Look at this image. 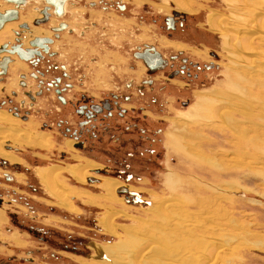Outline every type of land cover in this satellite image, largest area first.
I'll use <instances>...</instances> for the list:
<instances>
[{
    "label": "rangeland",
    "instance_id": "rangeland-1",
    "mask_svg": "<svg viewBox=\"0 0 264 264\" xmlns=\"http://www.w3.org/2000/svg\"><path fill=\"white\" fill-rule=\"evenodd\" d=\"M171 1L141 0L130 4L126 15L178 11L185 16L184 30L166 38L163 29L159 36L153 24L155 45L164 52L181 49L189 58L211 62L214 67L187 86L179 79L170 80L164 89L156 83L152 93L156 100L149 107L139 108L145 101L135 95L122 104L132 115H146L142 122L156 129L154 141L147 145L151 152L136 144L141 138L129 131L122 137L124 146L117 144L105 152L100 143H94L91 152L71 149V160L57 158L54 162L47 158L50 143L46 135L33 140L17 128L1 133L0 140H14L19 135L26 144L46 142L40 146L45 147V154H38V159L46 165L56 164L60 190L53 188L57 195L60 191L67 194L71 205V209L61 205L48 187L41 189L38 184L40 222L52 234L45 242L38 241L43 257L38 256L37 264H264V0H173L187 12ZM81 5L82 1L76 7L68 3L63 18H73L76 13L93 18L99 13L83 10ZM22 16L24 20L26 13ZM134 19L128 26L122 19L123 33L132 30ZM144 19L150 24V18ZM29 27L32 31V25ZM137 32L141 40H147L143 27ZM245 33L238 41L234 39L235 34ZM92 36L93 51L80 47L71 54L79 71L85 72L93 69L91 63L84 68L87 58L95 57L100 70H92L89 76L95 79L93 75L99 73L97 82L103 81V86L112 81L108 76L113 73L111 66H121L123 71L131 61L128 54L105 43L106 39L98 55L94 48L101 44H97V35ZM122 75L114 74V80L135 76L132 71ZM87 88L95 96L102 91L93 81ZM168 135L181 143L187 161L167 148ZM73 162L93 169L86 177L106 164L112 165L111 173L122 168L129 174L123 180L96 175L97 183L88 186L86 178L78 181L68 178L69 174L62 176L61 166ZM105 180L116 185L114 197L100 188ZM119 187L126 189L119 193ZM11 234V239H19L15 232ZM24 241L25 247L35 244L33 238ZM102 249L104 256L99 261L97 251Z\"/></svg>",
    "mask_w": 264,
    "mask_h": 264
},
{
    "label": "flooded vegetation",
    "instance_id": "flooded-vegetation-1",
    "mask_svg": "<svg viewBox=\"0 0 264 264\" xmlns=\"http://www.w3.org/2000/svg\"><path fill=\"white\" fill-rule=\"evenodd\" d=\"M38 1L39 4L28 3L20 13L25 15L29 11L34 14V7L42 9L43 2ZM80 1L83 10L99 13L92 16L93 18H85L84 15L77 13L73 18H63L67 4L76 7ZM139 1L66 0L63 14L59 17L52 14L51 8L46 10L48 14L46 18L35 12L38 27L32 28L30 36H35V31H39L36 36L46 39L42 43L46 46L45 51L42 50L44 49L42 45H38L27 59H19L15 54L0 53V57H8L4 68H0V129L9 131L10 128H17L29 134V139L33 140L46 135L50 143L49 148H46L49 151L47 158L54 162L57 158L63 161L71 160V149L91 152L95 149L94 143H100L105 152L108 151L106 148H115L117 144L124 146L125 140L122 137L129 131L141 138L142 142L137 141L136 144H143L144 148L151 152V147L147 145L154 141L156 129H150L142 122L147 120L146 115H132L122 104L132 101V98L137 96L145 101L144 105L138 106L139 108L149 107L150 103H155L156 100L153 96L156 83L160 82L158 87L164 89L170 80L179 79L186 81L183 85L187 86L196 81L204 71L211 70L214 65L211 62L205 64L191 59L181 49L164 52L157 47L152 39L153 24L159 29V36L163 29L164 37L170 38L172 33L184 30L185 16L175 10L164 14L152 12L126 15L129 5L133 3L136 5ZM117 18L121 19L118 21ZM123 18L126 19L124 23L127 26L131 18H135L133 24L130 23L132 30L124 33L121 27ZM144 18H150L148 20L150 24L144 22ZM22 19L14 21L12 28L9 27L4 32L1 30L4 35L0 38L2 40L0 44L6 43V49L16 44L15 38H18L22 49L28 47L29 37L26 38L24 33L21 35L23 28H17V24L21 21L31 23L33 18L30 21ZM80 20L82 22H79ZM107 21H114L115 24L110 26ZM60 23L63 25L60 30H54ZM141 27L142 33L147 31V40L138 37L137 30ZM94 34L98 36L97 44H101L94 48L98 55L101 47L105 46L103 42L106 39L105 43L114 45L121 54H128L131 61L125 64L124 72L121 66H111L109 70L113 73L111 75L109 72L108 76L112 81L104 82L103 86L101 84L103 81L97 82L99 73L93 75L95 79L92 77L90 79L89 76L92 70L96 71V68H99L95 57H88V62L84 64V68L88 69L91 63L93 69L87 72L79 71L74 58L61 50L77 41L78 43L72 46L76 52L78 47V51L81 47L91 52L93 48L89 36ZM80 38L85 39L81 41ZM111 38L116 43L111 42ZM86 40V46L83 47ZM97 63L98 65H95ZM126 71L127 73L132 71L135 76H129L123 81L114 80V74L122 75ZM90 81L102 88V91L97 93L99 96H95L87 88ZM68 141L71 143L70 149L66 147L70 145ZM24 142L19 135L14 140L8 138L0 140V151L7 154V157L0 154V264H37L38 256L43 257L38 241L45 242L52 234L40 222L43 213L38 212V184L44 189L45 185L41 183L40 175L44 169L54 168L56 164L46 165L47 162L38 159V154H45V147L38 146V143ZM11 155L13 159L10 158ZM107 159L109 162L113 161ZM73 166L74 162L67 164V167L62 165L60 169L64 172L62 176L66 177V174H69L68 178H72L67 168ZM111 166V164L97 166L90 172V176L86 177L85 183L88 186L96 184L98 181L96 175L120 179L122 177V180L128 177L129 173L122 168H116L114 173H111ZM124 167L126 168L125 164ZM43 194H46L45 190ZM49 210L53 211L54 208L49 207ZM13 232L23 241L32 242V238L35 239V244L25 247V241L15 237L11 239L13 236L10 235ZM14 242L22 246H17L18 244Z\"/></svg>",
    "mask_w": 264,
    "mask_h": 264
},
{
    "label": "bare ground",
    "instance_id": "bare-ground-1",
    "mask_svg": "<svg viewBox=\"0 0 264 264\" xmlns=\"http://www.w3.org/2000/svg\"><path fill=\"white\" fill-rule=\"evenodd\" d=\"M173 1V0H172ZM171 1V2H172ZM241 1V0H240ZM30 2H32V3H35V4H39V1H37V0H27V4L28 3H30ZM174 2V1H173ZM237 2H239V1H237ZM26 4V5H27ZM176 8H178L179 10H181V11H186L187 12V10L185 9V7L184 6H182L183 7V9L181 8V6L179 5V4H176L175 2L174 3H172ZM180 4H182V2L180 3ZM3 5H6V6H11V5H9V4H7V3H5V2H1V0H0V10H2V8H3ZM177 5V6H176ZM25 7V6H24ZM24 7H21L20 9H19V11H18V15L20 16L19 17V19H21V18H23V14L22 13H20V11H22L23 10V8ZM24 11V10H23ZM36 12L37 14H38V7H34L33 8V12ZM35 12H34V14L32 13V12H26V18L24 19V20H32V18H35L36 17V15L37 14H35ZM220 20V19H219ZM218 21V20H217ZM12 23H14V22H7V23H5L3 26H2V28L0 29V32H4L5 30H7L9 27H13L14 26V24L12 25ZM35 27H38V26H35ZM4 28V29H3ZM28 30H24V31H22L21 33H26V32H28V33H32V31H31V29H30V27H29V25H28ZM2 30V31H1ZM1 33V36L3 37V35H4V33ZM247 33V32H246ZM243 34V35H237V34H235L234 35V39H236V41H238L237 39H240V38H242V37H244L245 35H247V34ZM222 34V36H223V40H224V44H226L227 43V36L222 32L221 33ZM36 36V35H35ZM1 37V38H2ZM5 37V36H4ZM21 38V37H20ZM242 46H244L245 47V45L244 44H241ZM237 47V46H236ZM240 47V46H239ZM19 66H21V65H19ZM6 130H0V136H1V133H3L4 135H6V132H5ZM8 135V134H7ZM40 143L42 142V143H46L44 140L43 141H39ZM41 143V144H42ZM40 144V145H41ZM45 145V144H44ZM166 146H167V148L168 149H173L174 151L173 152H176L183 160L185 159L186 161H187V158L185 157V155L183 154V152L180 150V148H181V143H179V141L177 140V139H175V138H173L171 135H168L167 136V142H166ZM176 150H178V151H176ZM3 154V156H6L7 157V154L5 153H2ZM10 158H11V156H10ZM14 158V157H13ZM88 165H77V166H73V167H71L69 170H68V172L71 174V176L72 177H74L76 180H78V181H82V180H84L85 178H86V172L87 171H89V170H91L92 168L91 167H87ZM93 170V169H92ZM57 173H59V169L58 168H48V169H44L43 170V172L41 173V175H42V183H43V185H45L46 187H48L47 189H49L50 190V193L52 194V196L53 197H56L57 199H58V201L60 200V204L61 205H63V206H66V207H69L70 209H71V205H70V203H69V201L67 200V197L66 196H68L67 194H65L64 192H62V191H60V194L59 195H57V193L55 192L56 191V189L57 190H60L57 186L58 185H56L57 184V178H55V175H57ZM102 183V182H101ZM53 185H55L56 186V189L55 188H53ZM100 186V188L102 189V190H104L106 193H108L109 195H113V197H114V190H115V184H112L111 183V181H109V180H105L102 184H100L99 185ZM55 189V190H54ZM126 189V188H125ZM52 191V192H51ZM119 193H122L123 191H118ZM62 194H64V195H62ZM65 207V208H66ZM102 225H103V227H105V223L103 222L102 223ZM105 230V229H104ZM213 242V241H212ZM211 242V243H212ZM18 243V242H17ZM217 244V243H216ZM95 247V246H94ZM100 248V247H99ZM106 249H108V248H106ZM98 253H97V259L99 260V261H101L102 259H103V249L101 250V251H97ZM106 264V263H105Z\"/></svg>",
    "mask_w": 264,
    "mask_h": 264
},
{
    "label": "water",
    "instance_id": "water-1",
    "mask_svg": "<svg viewBox=\"0 0 264 264\" xmlns=\"http://www.w3.org/2000/svg\"><path fill=\"white\" fill-rule=\"evenodd\" d=\"M9 5L10 7L3 8L0 10V29L2 26L7 23V22H14L18 20V11L21 7H24L27 4V0H1ZM38 1V0H37ZM43 2V7L42 9H38V13L41 15L42 18H46L48 15L46 13V10L48 8H51V12L55 17H59L63 14V5L66 0H41ZM33 26H38V17L33 18L31 23ZM63 25L61 23L59 24L58 27L54 28V30H60V28ZM17 28H23L21 30H28V23L25 21H21L20 23L17 24ZM16 33V31H14ZM16 44L11 45L9 49H6V43L0 44V53L6 52L8 54H15L17 58L19 59H27L28 57L31 56L32 52H35L34 49L38 47V45H42L45 51L46 46L45 44H42L43 42L46 41L44 38H38V36H32L29 40H27V48L22 49L20 47V43L18 42V38H15ZM8 57L3 56L0 57V68H4V64L7 62ZM117 191H125L124 187H119L117 188Z\"/></svg>",
    "mask_w": 264,
    "mask_h": 264
},
{
    "label": "crops",
    "instance_id": "crops-1",
    "mask_svg": "<svg viewBox=\"0 0 264 264\" xmlns=\"http://www.w3.org/2000/svg\"><path fill=\"white\" fill-rule=\"evenodd\" d=\"M2 2V1H1ZM35 4V3H34ZM3 8H7V6L6 5H3ZM2 8V9H3ZM20 17V16H19ZM115 19V18H114ZM25 22H27V21H25ZM79 22H82V20H80ZM32 28H35V26H32ZM26 34V36L27 37H29L30 38V35L28 34V33H25ZM68 37V36H67ZM112 41V40H111ZM113 43H116V42H114V41H112ZM76 43V42H75ZM75 43H73V45H69L68 47H65V48H61V50H63V52L64 53H66V55H70L71 57L76 53V49H73L72 48V46H75ZM80 45H82V44H80ZM79 45V46H80ZM78 49V48H77ZM73 55H72V54ZM73 58H74V56H73Z\"/></svg>",
    "mask_w": 264,
    "mask_h": 264
}]
</instances>
